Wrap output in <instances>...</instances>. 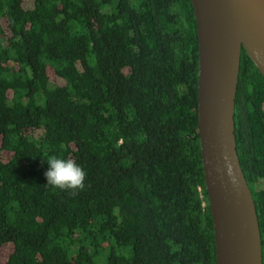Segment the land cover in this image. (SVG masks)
<instances>
[{"label": "trees", "instance_id": "16d2710c", "mask_svg": "<svg viewBox=\"0 0 264 264\" xmlns=\"http://www.w3.org/2000/svg\"><path fill=\"white\" fill-rule=\"evenodd\" d=\"M197 73L190 0H0V264H216ZM234 122L264 264V78L244 49ZM52 155L83 191L46 185Z\"/></svg>", "mask_w": 264, "mask_h": 264}, {"label": "water", "instance_id": "95a60500", "mask_svg": "<svg viewBox=\"0 0 264 264\" xmlns=\"http://www.w3.org/2000/svg\"><path fill=\"white\" fill-rule=\"evenodd\" d=\"M198 46L197 126L216 264H262L234 122L241 50L264 78V0H190Z\"/></svg>", "mask_w": 264, "mask_h": 264}, {"label": "clouds", "instance_id": "9594fccd", "mask_svg": "<svg viewBox=\"0 0 264 264\" xmlns=\"http://www.w3.org/2000/svg\"><path fill=\"white\" fill-rule=\"evenodd\" d=\"M48 170L44 173L47 184L54 189L76 194L86 187V170L72 159H65L55 155L47 157Z\"/></svg>", "mask_w": 264, "mask_h": 264}, {"label": "rangeland", "instance_id": "374dc122", "mask_svg": "<svg viewBox=\"0 0 264 264\" xmlns=\"http://www.w3.org/2000/svg\"><path fill=\"white\" fill-rule=\"evenodd\" d=\"M101 251H102V248H99L98 249V253L101 254Z\"/></svg>", "mask_w": 264, "mask_h": 264}]
</instances>
